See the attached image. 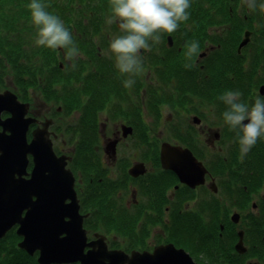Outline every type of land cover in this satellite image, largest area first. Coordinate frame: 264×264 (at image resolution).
Segmentation results:
<instances>
[{"label": "flooded vegetation", "instance_id": "af4514ba", "mask_svg": "<svg viewBox=\"0 0 264 264\" xmlns=\"http://www.w3.org/2000/svg\"><path fill=\"white\" fill-rule=\"evenodd\" d=\"M261 2L264 0H257V4ZM188 12L189 19L180 24L175 37L167 35L166 40L171 37L175 43L176 39L180 49L185 45L183 37L180 39L181 36L195 38L201 50L194 54V61L198 64L197 69L204 71L214 58L229 56L228 50L222 48L223 41L230 40L234 44L232 51L235 53L253 56L258 53L259 77H255L253 81L259 90L264 85V11L259 8L250 10L242 0H191ZM245 39L247 41L241 45ZM214 40L220 42L213 44ZM211 48L216 49L212 51ZM180 51L184 55V50ZM142 53L143 50L141 55ZM148 58L151 69V51ZM114 60L115 57L109 62L104 60L103 64L110 65ZM89 64L94 62L90 60ZM243 66L245 67L246 63H243ZM114 72L124 80L128 78L117 69ZM149 73V70L143 68L140 74L132 77L135 80L132 87H125L123 84L122 91L115 94L116 99L103 100L100 103L102 108L98 111L100 128L97 143L101 142V150L97 153L102 151L105 154L99 159L88 158L89 150L85 145L80 150L72 146L74 138L86 137L85 132L79 130L72 105L66 114L68 117L63 133L55 129L57 123L54 115L63 110L60 107L53 110L54 101L40 99V112H35L34 102L32 103L31 112L38 117L40 124L47 118L48 113L51 115L54 147L59 151V155L67 156V167L76 176L75 186L78 194L82 196V207L86 208L89 217H92L88 227L89 239L94 240L92 235L95 233L99 237H106L105 231L122 233L120 237L116 234L112 239L123 244V248L131 254L136 251L153 254L158 247L171 244L182 250L183 264H264V139L258 143L257 151L248 152L241 162L238 147L232 146L235 132L231 131L225 122L218 123L219 117L216 119V116L209 115L210 118H206L200 114V110L193 108L191 103L188 106L183 104L180 106L192 114V121L185 123L179 119V122L183 123L180 128L192 141L188 144L178 141L172 143L188 146L193 150L206 170L203 181L199 180L193 185L181 182L174 171L162 167L161 145L168 141L164 140L160 146H156L157 150L149 151V154L143 152L155 162L156 169L149 165L148 158L136 159L133 165L127 167V171L142 162L144 173L137 176L128 173L130 179L124 181L120 178L112 183L106 182L111 180L109 176L115 171L116 163L119 166L124 161V157L119 156V150L115 155L106 153L109 142L117 140L119 148L124 139L129 140V136L138 134H135L138 124H144L145 128L153 126V123L147 120L146 113L136 109L137 99L133 97L139 95L138 91H142L140 101H151L152 97H143ZM103 76L104 74L101 77ZM112 76L113 74H108L102 80V85L112 83L111 79H108ZM165 80L169 81V78L165 77ZM182 80L183 77L179 76L177 83ZM171 84L174 85L172 80ZM102 90L100 95L105 96L101 93ZM124 92L129 94L125 96ZM36 96L41 98L34 93L33 98ZM40 101L36 100L39 106ZM159 102L162 104V101L153 100L151 105H158ZM175 105L180 114L178 104ZM105 120L111 125L105 127ZM60 126L58 124V127ZM59 137L62 138L59 140ZM84 142L86 144L87 140ZM201 142L204 145H200ZM56 143L59 144V149ZM132 143L128 150H133L137 145L135 141ZM221 154L224 156L220 160ZM106 157L110 158L109 163ZM90 169L96 172H90ZM192 173L196 179L199 177L197 171ZM122 213L145 215L141 233L146 240L147 250L135 243L125 226L116 227L127 223L126 216L129 215ZM91 225L96 228L91 229Z\"/></svg>", "mask_w": 264, "mask_h": 264}, {"label": "trees", "instance_id": "16d2710c", "mask_svg": "<svg viewBox=\"0 0 264 264\" xmlns=\"http://www.w3.org/2000/svg\"><path fill=\"white\" fill-rule=\"evenodd\" d=\"M30 2L31 0H0V67L6 69L11 67L15 83L24 93L27 92L29 84H37L45 92L54 91L55 94L67 93L68 89L70 91L72 90V102L68 99L64 103V107L69 111L72 103V108H79L81 110L80 116L76 119L79 130L81 132L84 131L88 125L92 129L95 128L92 136L88 138V144H96L99 140L97 116L98 111L102 108L100 103L103 100L116 99L115 94L122 91L124 81L122 76L114 72V63L110 65L103 64L105 59H110L111 57L102 54V50L108 47L113 37L112 33H118L119 31L116 24L109 25L106 23L107 18L111 14L109 0H40L41 3L46 5V10L59 16L66 27L72 32L73 41L82 54L75 60V68H72L68 63H63V66H61V61L65 57V49L53 50L35 44L37 30L32 24L30 11L27 8ZM176 32L172 33L174 37ZM164 34L166 33H162V35ZM233 46L234 44L230 40L223 41L222 48L228 50L230 57L229 60L228 57L220 59L230 61L231 58H236L237 62H240L238 63L240 64L238 68L239 76L234 75V78L225 75V79L221 80L218 78L214 81L210 80L212 72L210 67L213 62L207 69L205 68V71L204 69H195L193 75L190 73L189 68L185 67L186 64H189L187 63L189 58L186 59L178 53H174L175 51L164 48L162 49L166 51L160 48H154L155 53L159 54L154 56L155 67L159 69L162 78L168 77L170 81V76L175 78H179V76L183 77L187 71L186 77H183L182 84H185L184 81L187 80L188 83L191 81L195 85V88H192L194 105H197L196 100L198 98H202L204 102L206 100L209 102V107H212L218 115H221V111H224L225 104L219 100V96L226 90H236L238 87L243 88V84H246L247 87L252 89L251 86H254L255 82L253 81L254 78L251 77L252 71H257L258 53L254 54L251 64L249 66L246 64L244 67L243 63L245 62L242 59L244 55H238L233 52ZM88 54L93 55L92 58H88ZM89 59H92L94 64L89 65ZM216 59L218 60L216 57L213 61ZM102 67L104 71L100 70ZM218 67V70L214 72L216 77H218L217 74H220V67L223 68L221 65ZM166 68L170 71L168 74L164 72ZM244 69L249 72L247 76L242 73ZM4 71H1L0 75ZM71 73H75V75H73L72 78L74 80H71V87H69L68 75ZM103 74L104 76L101 77ZM108 74H113L108 79H114V81L103 86L102 80ZM39 78L43 82L41 84L34 83ZM88 78L94 84L86 90L83 86H80V82L82 79ZM101 89H103L101 93L105 96H100ZM163 91L164 89H161L160 92L163 93ZM183 94L187 95L186 93ZM255 95L252 94L251 101L254 100ZM169 96L173 97L172 95ZM154 97L160 100L162 96L158 95ZM83 99L84 104H82ZM244 100L242 101L244 102ZM87 106L90 107L91 111L87 110ZM84 118L86 119L83 121ZM224 132L226 134V131ZM78 138H80L79 141L82 148L83 145L88 147L84 142L87 139L82 136ZM233 141L232 146L234 148L238 147L239 150L238 142L234 139ZM260 141L262 139L250 151L256 152ZM223 156V154L220 155V160ZM118 226H125V224H120L116 227ZM134 232L135 230L132 228L130 230L132 236ZM18 239L19 236L15 230H11L2 239L3 241L8 240L9 243L0 245V264H38L32 256L17 246ZM120 246L124 247L123 244H120Z\"/></svg>", "mask_w": 264, "mask_h": 264}, {"label": "water", "instance_id": "95a60500", "mask_svg": "<svg viewBox=\"0 0 264 264\" xmlns=\"http://www.w3.org/2000/svg\"><path fill=\"white\" fill-rule=\"evenodd\" d=\"M28 108L29 104L20 102L14 93L0 92V238L19 224L18 233L23 236L19 246L30 253L39 249L41 264H134L143 259L146 252L130 255L109 250L103 239L87 241L75 179L65 166L66 157L56 155L46 128L36 129L28 140L29 125L36 121L26 117ZM3 111L10 112V117L1 119ZM116 143L111 140L107 151L114 150ZM161 149L165 166L174 169L183 181L192 185L203 181L206 170L190 148L163 142ZM29 155L33 157L30 171ZM191 170L198 172L197 179ZM60 192L64 201L71 200L66 210L58 196ZM70 222L74 225L68 226ZM57 230L65 234L59 236ZM166 247L182 252L171 244L157 249ZM142 264H147L146 257Z\"/></svg>", "mask_w": 264, "mask_h": 264}, {"label": "clouds", "instance_id": "9594fccd", "mask_svg": "<svg viewBox=\"0 0 264 264\" xmlns=\"http://www.w3.org/2000/svg\"><path fill=\"white\" fill-rule=\"evenodd\" d=\"M250 10L259 8L264 11V2L242 0ZM110 16L106 23L118 24L119 34L109 42V50L115 57L116 69L128 76L123 81L125 87H132V77L143 71L141 52L150 51L152 44L161 41L162 33H174L180 24L189 19L188 9L191 0H109ZM32 24L36 27L35 44L49 49H65V58L76 67L75 60L82 54L72 38V32L59 16L46 10L40 0H31L27 5ZM186 56L192 58L198 53L199 45L193 41L186 45ZM191 64H186L190 68ZM238 90H226L219 100L226 105L222 117L229 129L236 134L239 145L240 161L264 139V96L256 95L251 103L241 99Z\"/></svg>", "mask_w": 264, "mask_h": 264}, {"label": "rangeland", "instance_id": "374dc122", "mask_svg": "<svg viewBox=\"0 0 264 264\" xmlns=\"http://www.w3.org/2000/svg\"><path fill=\"white\" fill-rule=\"evenodd\" d=\"M216 27L220 30V27L218 25H216ZM167 35H168V33H166L164 35L161 34V41L159 42L160 49L163 51L170 49L172 51H175L174 53H178L180 56L188 59V57L186 56V52H187L186 45L190 44L193 41H196V39L193 38L192 36H187V35L181 36L180 39L182 40V37H183V39L185 41V45L183 44V46L179 49L177 47L178 42L176 39H175V43L173 42L172 45L167 43V41H166ZM218 42H220V41L214 40L212 43L217 44ZM174 44H176V45L174 46ZM159 47H154V48H159ZM174 47H176V49H174ZM162 48H164L166 50H164ZM215 49L216 48H211L212 51H215ZM180 50H184V55L181 53ZM199 50H201L200 45H199ZM208 50L209 49H207V52H208ZM150 51H151V54L153 51V56L150 59H151V65L154 67L155 66L154 56L159 55V54L155 53V51L152 47H151ZM148 54H149V51H148ZM229 57H230V55L228 56V60H229ZM231 57H232V55H231ZM234 57H236V56L234 55ZM194 60H195V55L191 59H188V62H187V63L192 65L189 68V70H190V73L193 75H194V71L196 69V66H195L196 63ZM228 60H225V59L221 60L220 58H218V60L217 59L214 61L212 60L213 63H212V66L210 67V70H212L211 75H210V77H211L210 80L214 81L218 78L222 80V79L226 78L225 75H227V77H230V78H234V75L239 76L238 68H239L240 64H238V63H240V62H237L236 58H231L230 61H228ZM210 61H211V59H210ZM238 61H240V60H238ZM226 63H227V67H226ZM219 65H221L223 68L220 67V74H217L218 77H216L214 75V72H216V70H218ZM3 70H5V71L2 73V75H0L1 85L4 86V83L8 80H13V83H14L15 80H14V77L12 76L13 72L11 70V67L8 69L0 67V72ZM186 73H187V71H186ZM186 73L183 75V77H186ZM188 81H189V78H188ZM173 82L176 83L175 80ZM184 83L185 84H182V85L179 83V86H177L175 84V86H174L175 90H171L170 87L173 85L171 83H169L167 85L163 81V85L159 86V91H161V89H165L166 93H168L167 95H170V93H173V94H175V96L181 97L183 93H186L189 96H191L193 94L192 88H195V85L193 83H191V81H189V83H188L187 80L184 81ZM29 87H30V91H31V93H30L31 97H33V92H38V94L40 95L41 98H44V96L46 95V92L37 84H33V85L29 84ZM251 88L252 89L247 87L246 84H243V88H241V87L236 88V90H238L242 93L241 99L242 100L245 99L244 100L245 103H251L250 98H252V94H256V95L260 94L261 95L260 90H258L255 86H251ZM68 92H70V89H68ZM70 93H72V91ZM138 93H139V95H133V97L137 99L136 109L139 108V109L143 110V112L146 113L147 120L152 122L153 126H149V127L145 128L144 124H142V125L138 124V127L135 131V134H136V132H138V134L135 136H129V138H128L129 140L124 139L121 146L119 148L117 147V150H119L120 158H121V156L124 157L123 162L125 165H124V167L122 166L123 162H121L119 166L116 163V166L114 167L115 171L106 170V171H113L111 176H109L111 178V180H107L106 181L107 183H112L113 181L120 179V178H122L124 181L126 179H130L128 176L129 172L127 171V173L124 174L123 168L125 169L128 166L133 165V163L135 162L136 159L142 160L144 158H148L149 165H151L153 167V169H155V165H156L155 162L151 158H149L146 153L149 154V151L157 150L156 146L158 144L160 146L161 142L164 140H169L171 142L178 141V142H181L182 144H188V142L192 141L187 135H185L181 132L180 124H183V123L179 122V119L184 120L185 123L191 122L192 121V114L188 113L187 110H185L180 105H178V108L180 109V114H178V111L176 110V108L173 107L176 105H174L173 103H171L169 101H165V102L162 101V104L152 106L151 103L153 102V100L156 99L154 96H152L151 101H149L147 103H143L140 101V96L142 95V91H138ZM257 93H259V94H257ZM124 94H125V96H127L129 93L124 92ZM262 96H264V95H262ZM70 97L72 98V95ZM196 101H197L196 102L197 105H194L193 108L200 110L201 111L200 114H202L206 118H210V116L215 117V114L213 112H211V108H208L209 102L207 100L204 102L202 98H198ZM87 102H86V104H88ZM84 103L85 102L83 99L82 104H84ZM33 107H35V112L42 111V107L39 106L38 104H36L35 102H34ZM56 107H57V104H55V106L53 108H56ZM86 108H87V110L91 111L90 107L87 106ZM222 113H223V111H221V115H219L220 116L219 119L216 118V119H218L217 122L220 124H222V122H224L223 117H222ZM79 114H81V110L79 108H75L73 115H76V117L78 118L80 116ZM67 117H68V115H66V112H64V111L58 112L57 114L55 113V115H54L56 123L60 124L61 127H63L64 123H66ZM5 118L6 117L4 116V119ZM85 119L86 118H84L83 121ZM101 119H102V115H101ZM138 122H140L139 118H138ZM81 123H82V121H81ZM104 124H105V127L111 125L107 121ZM99 126H100V120H99ZM94 129H92L89 126L86 129V131H88V133H90V132H93ZM194 130H196V128ZM88 138L89 137H85V139H87L86 145L90 146V147L85 146V148H88V150H89V151H87V157L92 158V159H99L100 157H103V155L105 153H103L102 151H99V153H97L98 150H101V142L90 145V144H88V140H89ZM203 138L204 137H202V139ZM233 139L236 140V135L233 137ZM79 140H80V138H76L73 141L72 146L76 147L77 149L80 150L82 147L80 145L81 143ZM224 140H226V139H224ZM132 141H135L137 143V145L134 146L133 150H128V147L132 143ZM59 144H60V141H59ZM59 144L56 143V147L58 149H59ZM132 145H133V143H132ZM200 145H204L203 142H201ZM217 145H219V144H217ZM143 152H146V153H143ZM151 156L153 158V155H151ZM105 159L109 163L110 158L106 157ZM128 159H129V161L126 163V161ZM98 170H100V169H98ZM80 172H81V170H80ZM90 172H96V170L90 169ZM94 174H96V173H94ZM90 227H91V229L96 228L93 225H91ZM18 236H19V239L17 241V246H18V242L20 240H22V237H21L22 235H18ZM11 240H14V239H11ZM6 243H9L8 240L7 241L6 240L0 241V245L6 244ZM106 243L108 245V248H114L113 246H111L112 244L109 241ZM141 247H143V246L141 245ZM115 250H122V249L116 248ZM33 257L35 259H37L36 255ZM70 264H74V263H70Z\"/></svg>", "mask_w": 264, "mask_h": 264}, {"label": "bare ground", "instance_id": "6f19581e", "mask_svg": "<svg viewBox=\"0 0 264 264\" xmlns=\"http://www.w3.org/2000/svg\"><path fill=\"white\" fill-rule=\"evenodd\" d=\"M168 35H172V33L168 34ZM102 54L110 56L111 58H114V56L111 54V52L109 50V47H105L102 50ZM92 56L93 55H90V54L87 55L88 58H92ZM141 56L143 58V68L150 71V73L148 74V80H147L148 84L144 85L143 97L144 98H147V97L151 98L152 96L161 95L162 97H161L160 100L163 101V102L169 101V102H171L173 104H178V105H183L184 104V105L188 106L189 103H190V96L188 94L187 95L182 94L181 97H179V96L170 97L169 95L165 94L166 93L165 89H164L163 93L159 91V86L162 85V82L160 81V80H162V77L160 76V72L157 69H155L154 67L149 69V58H148V55H147L146 52L142 53ZM110 59H105V61L108 62V60H110ZM242 59L247 64V66H249V64H251V61L253 60V55L245 54L242 57ZM89 60H92V59H89ZM61 63H62V65H63V63H68L70 65L72 64V62L66 60L65 57H64V60L61 61ZM195 66H196V69H197L198 68V64H196ZM100 70L104 71V68L102 67V68H100ZM164 72L168 74L170 71H169L168 68H166V71H164ZM242 73L245 74L246 76L249 74V72L246 69H244L242 71ZM73 75H75V73H71V74L68 75V79H69V82H70L69 87H71V83L74 80V78H72ZM251 77L252 78L259 77L258 74H257V71L253 70ZM170 78H171L172 81L175 80V82H176V83H174L173 86L170 87V89L171 90H175V88H174L175 84L177 86H179L180 82L177 83V81H179V78L178 77L175 78L173 76H170ZM111 81L113 82L114 79H111ZM42 82H43V80L41 78H39L34 83L41 84ZM5 84H6V86H5V90L6 91H10L12 93L15 92V88H16L15 84L16 83H13V80H8V81L5 82ZM93 84H94V82L92 80H90L89 78L88 79H82V81L80 82V86H83L86 90L90 86H92ZM71 95H73V93H68L67 92V93H61V94H54V97L57 98V101L55 103V104H57L56 108L60 107L61 110H66L65 107H64V103L68 99L72 102V98L70 97ZM35 99L38 100V101H40V99H42V101H45V100L49 99V96L45 95L44 98H38L36 96ZM213 104H215V103L213 102ZM71 105H72V103H71ZM99 112H100V110H99ZM64 130L62 131L63 133H64ZM183 147H185V146H183ZM116 152H117V146H115L114 150H109L106 153L115 154ZM178 176H180V175L178 174ZM36 180H40V178H36ZM58 196H60V198H62L63 194L60 192ZM60 201L64 205L65 210H66L69 207L67 205H68V203L71 200L67 199V200L64 201V199L62 198V199H60ZM71 225H74L73 222H70V224H68V226H71ZM52 227H54V226L52 225ZM83 229L86 231V234H87L88 229H86L84 226H83ZM57 234L59 236H63L65 233H64L63 230H57ZM142 236H143V234H142ZM0 241H3V240L0 238ZM125 253L131 255V253H129L127 251ZM142 255H144V257H146L147 264H183L182 260H184L183 259L184 256H183L181 251L180 252L179 251H175V250H173L171 248H167V247L166 248H159V249L155 250L153 255H149V254H146V253H144ZM144 257H143V259L137 260L134 264H142L143 260H144ZM126 264H129V263H126Z\"/></svg>", "mask_w": 264, "mask_h": 264}]
</instances>
